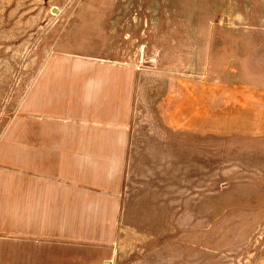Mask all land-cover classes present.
Instances as JSON below:
<instances>
[{
	"label": "crops",
	"instance_id": "obj_1",
	"mask_svg": "<svg viewBox=\"0 0 264 264\" xmlns=\"http://www.w3.org/2000/svg\"><path fill=\"white\" fill-rule=\"evenodd\" d=\"M190 5L191 54L205 66L189 68L184 106L175 87L173 128L156 144L135 129L148 117L139 91L149 84L135 68H41L14 158L0 166V264H264V226L247 225L252 212L227 220L215 240L213 209L179 204L171 215L129 191L145 159L212 161L215 121L222 168L264 169V0Z\"/></svg>",
	"mask_w": 264,
	"mask_h": 264
},
{
	"label": "rangeland",
	"instance_id": "obj_2",
	"mask_svg": "<svg viewBox=\"0 0 264 264\" xmlns=\"http://www.w3.org/2000/svg\"><path fill=\"white\" fill-rule=\"evenodd\" d=\"M190 3L0 0V166L14 158L12 145L20 139L17 130L28 124L30 85L46 66L76 68L107 63L135 68L140 73L138 79L149 83H145L147 89L139 91L144 98L142 113L149 118L143 115L135 129L143 135L149 133L150 144H156L158 135L168 134L173 128L175 87L181 86L184 106V98L191 92L190 81L196 78L189 68L205 66L199 61L197 65L191 54ZM220 126L221 121H215L212 161H199L198 166L192 162L191 167H185L183 161L182 168H175L167 154L164 167L145 159L144 167H135L133 180H128L130 193L157 199L148 203L159 204L167 214L172 215L179 204L197 209L199 214L201 209H213L218 224L214 226L215 240H221L222 224L227 220L229 225L237 224L247 212L253 213L245 218L247 225L264 226V184L256 182L257 176L264 181V169L222 168ZM227 146L231 148V144ZM151 160L157 162L156 158ZM175 195L182 200L175 201ZM167 219L165 235L171 240L169 223L173 217Z\"/></svg>",
	"mask_w": 264,
	"mask_h": 264
},
{
	"label": "water",
	"instance_id": "obj_3",
	"mask_svg": "<svg viewBox=\"0 0 264 264\" xmlns=\"http://www.w3.org/2000/svg\"><path fill=\"white\" fill-rule=\"evenodd\" d=\"M103 264H109V261H105V262H103Z\"/></svg>",
	"mask_w": 264,
	"mask_h": 264
}]
</instances>
